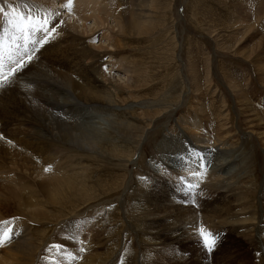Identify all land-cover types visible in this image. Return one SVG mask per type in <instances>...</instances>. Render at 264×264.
Returning a JSON list of instances; mask_svg holds the SVG:
<instances>
[{
    "label": "rangeland",
    "instance_id": "1",
    "mask_svg": "<svg viewBox=\"0 0 264 264\" xmlns=\"http://www.w3.org/2000/svg\"><path fill=\"white\" fill-rule=\"evenodd\" d=\"M93 1L101 7V0ZM109 1L114 5L118 0ZM133 1L137 8L146 5L142 21L133 16L132 28L123 23L127 31L118 35L108 16L109 30L85 34L68 50L61 44L51 50L46 64L37 52L51 42L42 39V47L35 51L28 20L36 24L41 19L27 13L21 19L0 3V73L5 77L0 88V192L5 195L0 213L11 229L12 221L23 214L39 242L44 239L33 264H82L83 259V264H264V0ZM62 9L63 14L66 8ZM93 12L87 15L94 16ZM92 21H86V28L94 27ZM12 30L18 33L14 36ZM122 59L114 70L109 61ZM26 62L41 67L20 75L28 70ZM62 64L67 68L59 67ZM103 71L109 72L110 80L98 77ZM73 78L81 79L84 87L92 86L87 92L97 99L93 105L73 106L67 131L77 136L81 125L87 132L100 133L99 151L81 154L62 142L51 140L42 146L33 140L30 143L41 151L29 158L31 150L20 141L31 137L24 121L64 120L45 101L59 98L64 104L69 101L67 105L73 101L56 95L47 82L71 86ZM34 106L42 113H32ZM194 125H199L197 135L217 138L209 149L195 147L194 138L184 132L183 127ZM55 126L54 133L64 136L66 129L59 133ZM50 133L44 122L43 138ZM198 140L195 145L201 146ZM55 149L61 152L55 154ZM185 151L200 166H193L194 171L188 166L171 169ZM206 152L217 161L205 166ZM49 174L63 183V194L52 197L57 203L48 202L41 186ZM23 183L28 190L22 188L21 194L18 185ZM67 183L92 201L79 205L71 192L65 193ZM25 199L51 221H34V213L23 206ZM168 200L189 208L192 218L166 220L162 201ZM152 202L162 203L153 209ZM146 203L150 211L143 208ZM155 223L164 224L151 231L149 224ZM172 231L178 236L170 242L165 236ZM67 232H72L70 238ZM203 237L215 239L211 250Z\"/></svg>",
    "mask_w": 264,
    "mask_h": 264
},
{
    "label": "bare ground",
    "instance_id": "2",
    "mask_svg": "<svg viewBox=\"0 0 264 264\" xmlns=\"http://www.w3.org/2000/svg\"><path fill=\"white\" fill-rule=\"evenodd\" d=\"M0 3H2L4 6L5 5H9L10 7L7 9L8 12H10V13L16 12L18 14V16L21 17V19H23V16L27 13V14L33 16V17L34 16L39 17L41 19V21L44 20V19H46V20L49 21V23L45 25V27L48 29V32L46 34L45 33H40V32H35V33L33 32V34H31V35L34 36V39H35V42L34 43H32L33 42L32 41V37L29 38V41H30L29 43L34 44V47L33 48L35 49V51H38L39 50V47L40 48L42 47L40 45V43L42 42L41 41L42 39L45 38L46 39L45 41L51 42L48 45H46V46L43 47L44 50L45 49L47 50L46 52H44V50H41L40 52H37V54H40V58H42V55H43V60H44L43 63H45V64H46L45 61L49 60V57H50V55L52 53L51 50H54L55 51L56 49H59L60 46H61V44H65V49L68 50V49H70L68 47L74 48V46L72 45V43L73 42L75 43L78 40V38H82V39L85 38V36H84L85 34L95 33L96 31H99V30H103V33H104L105 32V28L108 29L109 28V25H110L108 23V21H107L108 16H110V17H112L114 19V22H115L116 27H117V31L116 32L118 33V35H121V34H124L127 31V29L124 28V24L123 23H125V24L127 23V26L129 28H132L131 25H133V24H131V21H132L131 18L133 16H135V17L139 18L142 21V18L145 16L143 14L146 12V10L143 9V7L146 8V5L143 6V7H141L142 5H139V7L137 8V4L134 3L133 0H128V1H126V3L118 0L114 5H112V2H110L109 0H101V7H103L104 10L100 9L101 7L100 6H97L94 3L93 0H71V2H69V0H12L11 2H7V0H0ZM2 4H0V5L2 6ZM58 4H61V5H59V7H58ZM18 6H19V8H17ZM85 7H90V10H89V8L86 9ZM61 8H66V11L63 12V14H62V11H64V10L63 9L61 10ZM20 9H21V11H20ZM93 10L94 11H97V12L94 13ZM88 12H93L92 15H94V14L95 15L94 16H88L87 15ZM0 13H2V12H0ZM90 19L93 20L92 22L94 24V27L92 29L86 28V25H85L86 21L87 20H90ZM122 21H124V22H122ZM70 22H72V23H70ZM132 23H134V22H132ZM78 24H81V26L79 27ZM18 26H19V24H18ZM110 30L113 31L112 30V27L110 28ZM16 32H17V30H12L11 31V34L12 35H14V34L16 35ZM62 40H64V42H62ZM113 43L117 44V41H114ZM89 48H91V44L89 45ZM83 49H84V47L81 48V51H83ZM99 49H102V47H98V50ZM13 51H14L13 53H15V50L14 49H13ZM111 54L114 55L113 53H111ZM50 59H51L50 61H52V58H50ZM33 60H34V58H33ZM29 61L31 62L32 60H29ZM124 61L125 60L122 59L120 62H118L117 60L115 62L113 60H110L109 62L111 63L112 68L114 70H116V69H118V65H121V63L124 62ZM34 63H36V64L38 63L39 64V61H36ZM26 65L28 66V70L27 69H26L27 71L24 70L22 73H20V75L24 74V72H28L29 70L30 71L31 70H36L37 67L40 66V65H38L36 67V65L35 64H32V63L31 64H28L27 63ZM41 65H42V62H41ZM59 65H61V64L59 63ZM62 65L63 66H59V67H62L63 69H66L67 68V65L66 64H62ZM20 70H17L18 73H19ZM8 72H10V71H8ZM108 73H107V71L100 72V74H98V77L100 79H102V80L104 79L105 81H108V80H110V76H111ZM47 75L48 74H46V76ZM63 76H66V75H63ZM88 76H89V74H88ZM80 80H79V82H80ZM10 82H12V81H10ZM79 82H78V79H77V81L74 82V78H73V81H72L71 86L67 85V83H59L58 80H54L53 82H47L48 88L49 89H54L56 91V95L57 94L58 95L64 94L66 96V98L64 100L70 99V101H73V103L70 102L69 105H67L69 103V101H67L68 103L65 102V104H64L63 101L61 102V100L59 102V98L46 99V101H45V104H47L48 106L51 107V109H53V110L56 111L55 113L57 114V116L63 115V116H60V117H62V119L64 118V120L67 118L69 120V124L66 123L64 120H57L55 118L51 119V121L52 122H55L56 121V124H54V123L49 124V120L46 121L44 118H43L44 120L43 119L42 120L41 119L40 120L38 119V121H35L34 123H31L28 120L24 121L25 122L24 126L26 127V130H27L28 134H30L31 137H29L28 139H25V141H24V138H21L20 141L25 144V147H27L28 149L31 150L30 153H31L32 156H30L29 158L35 157L37 155V153L41 151L40 150V147L36 146V144H33V143L31 144L30 143V141H33V140L38 141L37 144H40L42 146L45 145V144H49L51 140L53 142L56 141L57 143H61L62 142L66 146L69 145V146H72V148L74 147L73 150L75 152H78V153H81V154H85V153H94L95 154V153H97L99 151V146L101 147V144L100 143L103 141L102 136H101L100 133H96L93 130H91V132H87L86 131V128L83 127V126H81V125H79L78 128H77V130L79 129V131H80L79 134L77 133L78 134L77 136L76 135L74 136L72 134L74 131H72V133L70 131H67L69 128L71 129V125H72V124H70L71 123L70 122L71 121L70 120V117H71L72 111L75 109V108L73 109V106H75V104H76L77 107H80V105H78L77 102H82L86 106L90 102V104L93 105V100H96L97 99V96H96V98H94L95 95L92 97L93 93H91L92 94L91 95L90 92H87V90L89 88H91V89L93 88L92 86H90V87L89 86L88 87L87 86L84 87ZM8 83L9 82H7L5 84H7L9 86ZM68 88L72 89V90L69 91L70 93L67 91ZM84 89H86V90H84ZM32 99L35 102L40 101V97L39 96H34V97H32ZM57 99H58V101H57ZM60 99H62V98H60ZM99 100H100V98H99ZM70 105H72V106H70ZM94 106H95V104H94ZM96 106H98V105H96ZM77 107H76V109H77ZM83 107H85V106H83ZM92 108H93V106H91V109ZM84 110L86 111V109H84ZM36 112H39V113L41 112L42 113V110L40 108H37L36 106H34V108L32 110V113L35 114ZM87 112H89V111L87 110ZM84 113H86V112H84ZM48 114H50V113H48ZM87 115L89 116L88 113H87ZM44 122H47L48 125L50 126V129H51V133L49 135H45V138H43L44 135L41 134V129L43 128ZM39 126H40L41 129L39 128ZM54 126L56 127V130L59 133H61L60 130L66 129V131L63 132V134H64L65 137L64 136H61V135H58L57 136L56 135L57 132L54 133V131H53V130H55ZM198 128H199V125H194V126L189 127V128L183 127V130H184L185 133L189 134L192 138H194L193 144H194L195 147H198L199 149H205V150H207V149H209L208 146H212V143L211 142L213 140L217 139V138H210L209 134H202L201 133L200 136L197 135V134H200V132L195 131ZM202 130L203 129H201V131ZM214 136H216V135H214ZM48 137H52V138L49 139ZM29 139H31V140H29ZM197 139H200L197 142L200 143V144H202L201 146H196L195 145V140H197ZM218 142H222V140L221 141H218ZM30 145H32V147H28ZM104 148H105V146H104V144H102V149H104ZM41 149H42V147H41ZM53 152L55 154H58L61 151L58 150V149H55ZM54 153H52V154H54ZM188 153L189 154H193L192 152H189V151H188ZM206 154L207 155L209 154V156L207 157ZM206 154H204L205 156H204V159H203L205 166L207 164H211V163H214L215 161H217L215 158H213V155L211 153L206 152ZM48 156H49V154H48ZM41 157H43V156H41ZM182 157L184 159L181 161V158ZM194 158L195 157L191 158V156L186 155V151H185L182 155H180V156L177 157V159L171 164L170 168L173 169V170H179V169H184V168H186L188 166V170L189 171H194L195 168H197V167L200 166L199 165L200 163L197 164L196 163L197 160H196V158L194 160ZM192 160H194V161H192ZM200 160H202V159H200V157H199L198 161H200ZM66 164L64 163V165H66ZM228 165H229V162H226L225 164L223 163L221 173H223L226 170V168L228 167ZM193 166H194V169H193ZM197 174H200V171H198ZM40 176H42V175H40ZM44 177H45L44 180H46V182H44V183L41 184V186H45V188L43 190V193L45 194V196L47 198L50 199V201H48V202H50V203H57L55 200H52V197H53L54 194H57V195L63 194V191L64 190L61 189L62 188V185L61 184H63V183H61V181L55 182L57 180V178H54V175L52 176V175L49 174L48 176L45 175ZM41 180H42V178H41ZM85 181L83 180L81 182L83 183ZM13 182H14V180H13ZM68 183L66 184L67 186L65 187V193L66 192H71V199H73L75 197V202H77V203L79 202L78 203L79 205L80 204L82 205L87 200H88L87 202H89L90 199L92 201V197L90 195H87V194L82 193L81 190H79V187L76 190L75 185L74 186L71 185V184L69 185ZM84 184H88V183H84ZM18 186H19V191L21 192V194H22V188L25 189V190H28L27 185L24 186V183H23V185H20L19 184ZM91 186L92 185H90V188H91ZM14 187H15V185H14ZM63 188H64V186H63ZM95 188H97V187H95ZM102 190H104V189H102ZM83 192H85V191H83ZM80 194L81 195L84 194L85 197H80L78 199L77 197L80 196ZM4 196H1V192H0V199L2 197H4ZM93 197H94V195H93ZM84 198H86V199H84ZM181 198H184L185 199L186 196H183ZM96 199H97V197H96ZM162 202H163V206H164V208L163 207L162 208L164 209L163 211L165 213L163 215H164V217H165L166 220H170L172 218V219H176V221L177 220L179 221V220H182L183 218L189 216V213H190V209L189 208H187V207L178 208L173 203V201H169V200L168 201H162ZM162 202H152L153 203L152 208L153 209H158L159 205H161ZM43 204L45 205V203H43ZM23 206L26 207V208H28V209H30V211L34 213V215H33L34 221H37V222H40V221L41 222L42 221L50 222L51 221L48 218L50 215H48V214H40L37 210L32 209L31 206H30V204H29V202L26 199L23 202ZM150 206H151L150 204H147L146 203V205L143 208L149 210ZM139 208H141V207H139ZM137 209H138V207H137ZM3 215H4L3 213L2 214L0 213V231H7V230L10 229L11 230V238H10V240L7 243H5L2 246V248H0L1 249L0 250V264H33V263H35V261L37 259H39L38 256H40V254L38 252H39V250H41V245H43L44 239H42L39 242V238L36 236L35 233H33V231H31V228H30L31 224L29 222V219L26 216H24L23 214L20 213V216L16 217L12 221L14 223V228L13 229H11V224L9 223V221H7L5 219V216H3ZM190 218H192V217H190ZM216 218H218V217H216ZM162 224H164V223H162ZM162 224L161 223L160 224H156L155 223V224H152V225L149 224V225L151 226V228H150V229H152L151 231H153V230L158 229V227H161ZM222 224H223V222H222ZM170 225L171 224H168V226H170ZM163 227H165V225ZM166 228L167 229H170V227H167V226H166ZM172 229L174 231V229H176V228H173L172 227ZM173 231L170 232L171 234H169V235H167L168 233L166 234L167 235V236H165V239L166 240H168L170 242L171 241H176L178 234L175 235L173 233ZM158 233H160V231L155 232L154 234H158ZM66 234L69 236V238L72 236V232L71 233L70 232H67ZM44 235L46 237V234H44ZM173 243H175V242H173ZM95 254H97V253H95ZM154 255L156 256V254H154ZM157 256L154 259L155 262L157 260L159 261V259L157 258ZM83 260H82V264H83ZM261 260H262V257H261ZM108 261H110V260H108ZM84 262H85V260H84ZM90 262H93V261H90ZM247 262H248V260H247ZM156 263H158V262H156ZM260 263H256V264H260ZM109 264H111V263H109ZM247 264H249V263H247Z\"/></svg>",
    "mask_w": 264,
    "mask_h": 264
},
{
    "label": "snow or ice",
    "instance_id": "3",
    "mask_svg": "<svg viewBox=\"0 0 264 264\" xmlns=\"http://www.w3.org/2000/svg\"><path fill=\"white\" fill-rule=\"evenodd\" d=\"M69 2H71V0H69ZM13 19H15V17H13ZM28 20H29V27L33 32H40L45 34L48 32V29L45 27V25L49 23L48 20L44 19L42 21H38L36 24L32 23L31 18H28ZM4 82H5V77L3 76L2 73H0V88L4 86ZM10 238H11L10 229L7 231H0V246H3L5 243H7L10 240ZM203 239H204L205 247L208 248L209 250H211L216 244L215 239H209L208 237H203ZM54 247H59V245H55Z\"/></svg>",
    "mask_w": 264,
    "mask_h": 264
}]
</instances>
